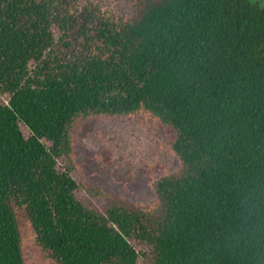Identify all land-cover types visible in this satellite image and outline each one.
Here are the masks:
<instances>
[{
	"label": "trees",
	"instance_id": "obj_1",
	"mask_svg": "<svg viewBox=\"0 0 264 264\" xmlns=\"http://www.w3.org/2000/svg\"><path fill=\"white\" fill-rule=\"evenodd\" d=\"M0 264H264V0H0Z\"/></svg>",
	"mask_w": 264,
	"mask_h": 264
},
{
	"label": "rangeland",
	"instance_id": "obj_2",
	"mask_svg": "<svg viewBox=\"0 0 264 264\" xmlns=\"http://www.w3.org/2000/svg\"><path fill=\"white\" fill-rule=\"evenodd\" d=\"M95 119L81 121L76 129V142L73 151L76 162L80 166V172L87 184L98 186L106 193L121 195L133 202L148 203L154 200V192L150 185L152 178L159 176L176 164L166 166L156 172H139L131 177L130 169L119 164H109L99 167L93 158V152L83 144V137L92 129Z\"/></svg>",
	"mask_w": 264,
	"mask_h": 264
}]
</instances>
